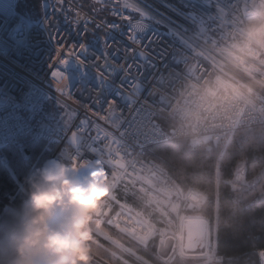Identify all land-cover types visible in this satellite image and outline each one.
Listing matches in <instances>:
<instances>
[{
	"label": "built area",
	"instance_id": "1",
	"mask_svg": "<svg viewBox=\"0 0 264 264\" xmlns=\"http://www.w3.org/2000/svg\"><path fill=\"white\" fill-rule=\"evenodd\" d=\"M83 2L0 0V162L8 163L9 149L33 140L52 152L47 164L62 162L83 181L102 169L103 183L91 197L95 204L86 209L89 217L138 244H154L158 252L173 240L170 257L222 264L212 224L201 212L205 196L193 187L184 188L158 161L155 148L187 141L210 150L242 129L264 126V44L248 33L249 23L264 11V0H168L171 12L178 15L160 6L165 0H148L172 21L169 35H165L169 29L160 25L155 34L148 33L153 40L163 39L165 57L163 61L156 58V68L145 73L142 85L133 82L126 89V96L116 101L112 112L107 103L103 108L93 107L87 94H62L57 88L59 77L53 80L50 76L57 49L45 19L50 4L64 9L56 13L54 25L63 34L62 43L70 47L84 42L90 63L92 55L104 52L105 38L121 46L126 43L122 31H108L107 26L92 30L89 24L88 35L81 36L74 26L90 17L86 5L81 7ZM125 2L134 6L132 0ZM30 3H39V16L30 10ZM130 46L147 51L156 47ZM61 58H69L66 65H57L69 86L86 83L77 61ZM120 77L116 73L115 82ZM92 95L97 92L93 90ZM56 102L81 119L87 111L109 133L97 142L95 154L81 156L75 134L72 142L65 135L66 127L45 117L47 105ZM121 108L123 115L115 121L93 114L115 119ZM30 192L31 188L25 190L28 199ZM0 200L19 213L21 204L16 203L15 194ZM192 220L207 223L203 247L197 252L186 247V223ZM89 256L101 262L90 252Z\"/></svg>",
	"mask_w": 264,
	"mask_h": 264
},
{
	"label": "trees",
	"instance_id": "2",
	"mask_svg": "<svg viewBox=\"0 0 264 264\" xmlns=\"http://www.w3.org/2000/svg\"><path fill=\"white\" fill-rule=\"evenodd\" d=\"M47 112L49 104L45 117L55 123V117H48ZM155 152L158 161L184 188L193 187L205 196L201 212L214 228L216 251L223 258L222 264H264L261 257L264 252V126L242 129L227 143L214 145L210 150L177 141L160 144ZM7 154L8 163L0 162V197L15 194L19 205L28 200L19 184L23 182L25 188L30 189L31 180L48 163L52 152L43 143L27 140L21 147L9 149ZM241 163L246 167L247 182L254 181L245 189L234 183ZM16 220L18 213L6 210L0 200V264H8V229ZM99 226L96 227L115 237L120 249L85 228L86 243L90 253L110 264H146L145 261L189 264L174 256L162 259L154 244L139 246L105 224ZM134 251L139 257L132 253Z\"/></svg>",
	"mask_w": 264,
	"mask_h": 264
},
{
	"label": "snow or ice",
	"instance_id": "3",
	"mask_svg": "<svg viewBox=\"0 0 264 264\" xmlns=\"http://www.w3.org/2000/svg\"><path fill=\"white\" fill-rule=\"evenodd\" d=\"M57 2H62V0H57ZM132 2L134 6H130L125 0H84L81 7L86 5V15L90 14V17L85 19L82 24L77 21L74 26L75 30L81 36H87L89 24L93 26L92 30L104 29L107 26L108 31H122L123 39L126 42L121 46L117 41L105 38L103 44L104 52L99 55H92L91 63L89 57L85 54L88 52V48L84 42L79 45H71L70 47H66L62 43L63 34L54 25L56 13L58 11L63 12L64 9H57L54 4L49 5L51 12L46 15L45 19L51 28V38L57 41L56 60L50 65V76L53 80L59 77L61 83L57 85V88L62 94H67L68 96H72L75 93H79L81 96L87 94V98L91 100L93 107L103 108L104 104L107 103L109 112H112L116 101L126 96V89L132 87L133 82H135V86L144 83L145 73L156 68V58L159 57L163 61L165 57L163 39L153 40L148 33L155 34L156 26L160 25L169 29V32L165 33V35H169L171 31L169 26L172 21L165 14L157 11L148 0H132ZM160 6L172 13L168 0H165ZM172 14L178 15L177 13ZM98 17L100 18L99 22H97ZM109 17L113 19L109 20ZM65 20L69 23L67 16H65ZM145 21L147 23H144ZM153 44L156 47H152L150 51L138 50L137 47L130 46L143 45L144 49H148ZM62 56L71 57L77 61L84 70L86 83L79 87L75 84L69 86L68 78L62 67L57 66L67 64L69 58H61ZM117 56H120L121 59L117 60ZM116 73L121 74L119 83L115 82ZM65 89L69 91L65 93ZM93 90L97 92L95 97L92 95ZM128 105L129 102L126 107ZM80 107L87 108L84 104H80ZM93 114L97 115L98 119L115 121L119 116L123 115V108L120 109L115 119L112 117H100L98 113ZM61 116L66 127L65 135L73 142V135L75 134L76 144L79 145L81 156L84 153L95 154L98 148L97 142L101 143L109 135L105 129H102L99 124L88 117L87 111H85L81 119L75 111L65 112L64 105H61ZM77 119H79V123L75 122ZM121 123L123 124V122ZM93 132L95 135L92 134Z\"/></svg>",
	"mask_w": 264,
	"mask_h": 264
},
{
	"label": "clouds",
	"instance_id": "4",
	"mask_svg": "<svg viewBox=\"0 0 264 264\" xmlns=\"http://www.w3.org/2000/svg\"><path fill=\"white\" fill-rule=\"evenodd\" d=\"M248 33L264 37V11L249 23ZM103 175L98 169L83 181L62 162L46 163L31 180L29 199L20 205L9 236L14 264H87L86 209L95 204L91 197Z\"/></svg>",
	"mask_w": 264,
	"mask_h": 264
},
{
	"label": "rangeland",
	"instance_id": "5",
	"mask_svg": "<svg viewBox=\"0 0 264 264\" xmlns=\"http://www.w3.org/2000/svg\"><path fill=\"white\" fill-rule=\"evenodd\" d=\"M39 6V3H30V10L32 12H35L37 13V16L40 15V12L38 10V7ZM38 11V12H37ZM37 16H35V19H37ZM260 39V41L264 44V37H258ZM53 107V108H52ZM66 107L64 106V109ZM55 109V111L53 110ZM57 112V113H56ZM65 112H69L68 110L65 109ZM47 116L50 117V118H53L55 117V123L60 126L61 128L65 127V124H64V121H63V118L61 116V105L59 103H52V104H49V112H47ZM47 147V146H46ZM234 183L237 185L238 188H246L247 186L251 185L254 183V181H250V182H247L246 180V167L243 163H241L239 166H238V169H237V174H236V179L234 181ZM20 185H23V190H28L25 188V185L23 182H21L19 184V189H20ZM5 206V205H4ZM6 210H11L9 208H7V206H5ZM11 211H14V210H11ZM16 212V211H14ZM18 213V212H16ZM19 214V213H18ZM16 221H12V224H13V227L9 228L8 229V233L12 232L14 230V228L16 227ZM99 224H101V222L94 218H91L87 215V219H86V225H85V228L89 231V232H95L96 234H100V236L102 238H104L106 241L108 242H111L114 246H116L117 248L120 249L118 243L116 242V239L114 236L112 235H109L108 233H104L102 230H100L99 228H97L96 226H99ZM94 225V226H93ZM100 227V226H99ZM213 227V226H212ZM214 230V228H213ZM9 233V235H10ZM193 241L195 244H197L198 246H195V248H191L190 247V244H188L189 241ZM134 242V241H133ZM136 243V242H134ZM137 245L139 246H148L149 244L147 245H141V244H138L136 243ZM203 244L204 242H197V240H195V236L194 234L191 232V231H188L187 230V238H186V247L187 249L190 251V252H197L198 250L202 249L203 247ZM9 253H8V257L6 259L7 263L8 264H14V260H15V253H14V250H13V247H12V244H11V241L9 243ZM133 254H135L136 256H138L136 254V252H132ZM96 256V255H95ZM97 257V256H96ZM139 257V256H138ZM99 258V257H98ZM101 260L98 261L96 259H94L93 257L90 256V259L87 261V264H103V262H105L106 264H110L108 262H106L105 260L99 258ZM179 260L181 261H185V262H189V264H210V263H207L206 261H203V260H199V261H196V260H187V259H183V258H178ZM5 261V262H6ZM146 264H149L147 261H145Z\"/></svg>",
	"mask_w": 264,
	"mask_h": 264
},
{
	"label": "water",
	"instance_id": "6",
	"mask_svg": "<svg viewBox=\"0 0 264 264\" xmlns=\"http://www.w3.org/2000/svg\"><path fill=\"white\" fill-rule=\"evenodd\" d=\"M186 229L194 234L195 240H197V242H204L205 234L207 231L206 221L204 220L188 221L186 223ZM173 245H174L173 240L167 241L165 245H162L160 247L158 252L159 256L162 259H169L173 250ZM261 257L264 263V252L261 253Z\"/></svg>",
	"mask_w": 264,
	"mask_h": 264
},
{
	"label": "bare ground",
	"instance_id": "7",
	"mask_svg": "<svg viewBox=\"0 0 264 264\" xmlns=\"http://www.w3.org/2000/svg\"><path fill=\"white\" fill-rule=\"evenodd\" d=\"M188 244H190L191 248H195V246H198L197 244H195L192 240L188 242Z\"/></svg>",
	"mask_w": 264,
	"mask_h": 264
}]
</instances>
